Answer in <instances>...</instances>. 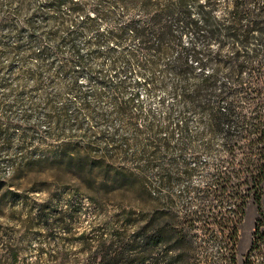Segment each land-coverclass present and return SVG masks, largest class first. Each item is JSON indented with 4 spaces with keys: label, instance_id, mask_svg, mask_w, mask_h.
<instances>
[{
    "label": "rangeland",
    "instance_id": "rangeland-1",
    "mask_svg": "<svg viewBox=\"0 0 264 264\" xmlns=\"http://www.w3.org/2000/svg\"><path fill=\"white\" fill-rule=\"evenodd\" d=\"M47 1L0 0V18L16 23L0 27V264L83 263L100 235L137 231L156 207L178 215L173 222L194 243L191 262L264 264V226L255 234L264 183L261 205H248L233 249L228 231L206 226L210 215L194 222V192L186 189L207 181L212 158L203 137L181 151L170 51L143 50L128 33L118 44L104 37L144 12L100 10L99 25L75 38L80 62L71 52V14L47 10ZM193 38L188 31L183 43ZM189 125L192 135L201 129L197 113H189ZM185 163L200 165L192 178Z\"/></svg>",
    "mask_w": 264,
    "mask_h": 264
},
{
    "label": "trees",
    "instance_id": "trees-1",
    "mask_svg": "<svg viewBox=\"0 0 264 264\" xmlns=\"http://www.w3.org/2000/svg\"><path fill=\"white\" fill-rule=\"evenodd\" d=\"M87 1L48 0L46 6L55 13L65 8L71 14L67 20L73 27L69 34L71 52L80 62L75 38L99 25L100 10L112 14V8L118 5L139 8L144 16L125 20L119 34L110 30L107 35L102 33L109 42L118 44L128 33L143 50L158 55L164 49L170 51L166 67L182 108L178 128L181 151L194 145L193 139L203 137L206 141L202 150L212 158L205 165L210 170L207 181L201 187L186 189V193L194 192V222L210 215L213 222H205L206 226L228 231L233 249L248 205L253 202L260 206L263 198L264 0H94L101 7L95 11L87 8ZM108 5L111 8L106 9ZM4 24L16 26L5 15L0 18V27ZM188 31L194 38L184 44ZM44 38L53 36L48 33ZM29 40L39 42L34 33ZM60 48L61 44L59 52ZM68 61L70 66L73 61ZM208 66L212 69L206 71ZM191 112L198 114L202 124L194 135L189 125ZM171 134L175 135L173 131ZM194 165L185 163L184 176L193 177L200 167ZM76 168L83 170L82 159ZM128 179L125 174L124 180ZM176 217L170 207L153 208L137 231L100 235L95 249L87 252L86 261L73 264H196L187 255V251L194 250V243L185 240L183 231L173 222ZM263 226L264 212H260L255 234ZM12 257L15 261L17 253Z\"/></svg>",
    "mask_w": 264,
    "mask_h": 264
},
{
    "label": "built area",
    "instance_id": "built-area-1",
    "mask_svg": "<svg viewBox=\"0 0 264 264\" xmlns=\"http://www.w3.org/2000/svg\"><path fill=\"white\" fill-rule=\"evenodd\" d=\"M248 264H252V263L250 262V263H248Z\"/></svg>",
    "mask_w": 264,
    "mask_h": 264
}]
</instances>
